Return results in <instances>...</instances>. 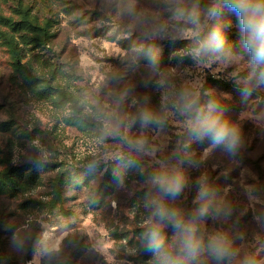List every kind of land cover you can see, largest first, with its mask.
<instances>
[{
  "label": "rangeland",
  "instance_id": "obj_1",
  "mask_svg": "<svg viewBox=\"0 0 264 264\" xmlns=\"http://www.w3.org/2000/svg\"><path fill=\"white\" fill-rule=\"evenodd\" d=\"M154 9L156 0H0V264H146L141 245L145 211L144 185L129 173L124 186L114 182L111 139L97 143L101 128L84 112L90 98L111 104V95L129 84L159 105L160 94L139 86V74L119 83L129 52L140 43L125 11ZM235 22V18L233 17ZM230 39L236 40L232 29ZM186 41L158 40L161 69L177 86L200 83L211 88L239 120L245 147L229 160L216 151L205 166L191 170L193 181L206 172L236 209V240L241 256L264 262V93L241 102L229 73L218 65L180 62L175 53ZM127 110H133L126 104ZM179 125L149 133L166 155L176 144ZM207 145H193L200 154ZM46 157V159H45ZM43 160L39 167L35 161ZM100 165L89 171V165ZM145 166L151 169L150 160ZM255 189L254 195L252 190ZM195 195L187 193L190 208ZM209 228L215 227L212 222ZM25 239L16 252L13 234ZM46 238L49 251L36 255L32 246ZM70 255L71 261L67 262Z\"/></svg>",
  "mask_w": 264,
  "mask_h": 264
},
{
  "label": "clouds",
  "instance_id": "obj_2",
  "mask_svg": "<svg viewBox=\"0 0 264 264\" xmlns=\"http://www.w3.org/2000/svg\"><path fill=\"white\" fill-rule=\"evenodd\" d=\"M156 5L149 11H137L134 3L126 5L140 43L132 46L125 71L113 73L111 80L119 83L129 73L139 74V86L160 94L159 105L138 94L135 84L113 91L110 106L95 98L84 102V112L101 128L97 143L111 139L122 148L113 156L114 182L124 186L134 172L144 185L146 215L140 239L150 255L146 264H264L254 254L241 256L236 247V240L243 237L235 205L206 172L194 181L191 177V170L205 166L216 151L237 160L245 147L243 127L228 114L214 89L200 83L177 86L167 77L155 44L183 40L186 47L175 53L180 62L187 58L197 66L231 68V83L247 105L264 93V0H156ZM234 28L236 40L229 36ZM173 121L179 125L176 144L158 156L162 149L149 133L163 134ZM193 145L207 147L197 154ZM146 160L154 165L150 170ZM42 163L35 161L37 167ZM100 163H90L89 171ZM193 188L188 208L184 201ZM209 222L215 227L209 228ZM11 245L22 253L26 241L14 233ZM32 250L36 255L47 253L46 238L34 243Z\"/></svg>",
  "mask_w": 264,
  "mask_h": 264
},
{
  "label": "trees",
  "instance_id": "obj_3",
  "mask_svg": "<svg viewBox=\"0 0 264 264\" xmlns=\"http://www.w3.org/2000/svg\"><path fill=\"white\" fill-rule=\"evenodd\" d=\"M7 173H0V180L4 177H7ZM236 244V243H235ZM236 247L238 248L239 246L236 244ZM71 261V257L70 255L68 256V259H67V262H70ZM15 264V263H14Z\"/></svg>",
  "mask_w": 264,
  "mask_h": 264
}]
</instances>
